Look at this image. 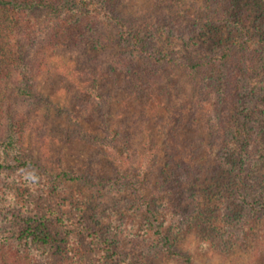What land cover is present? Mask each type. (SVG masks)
Segmentation results:
<instances>
[{
    "label": "rangeland",
    "instance_id": "374dc122",
    "mask_svg": "<svg viewBox=\"0 0 264 264\" xmlns=\"http://www.w3.org/2000/svg\"><path fill=\"white\" fill-rule=\"evenodd\" d=\"M102 1L68 4L103 14ZM230 5L113 0L119 23L91 25L24 80L11 99L22 119L0 139L15 165L0 170V240L32 216L63 238L27 240L40 264H181L165 247L191 264H264V13ZM213 57L194 86L183 63Z\"/></svg>",
    "mask_w": 264,
    "mask_h": 264
},
{
    "label": "trees",
    "instance_id": "16d2710c",
    "mask_svg": "<svg viewBox=\"0 0 264 264\" xmlns=\"http://www.w3.org/2000/svg\"><path fill=\"white\" fill-rule=\"evenodd\" d=\"M68 1L0 0V139L12 138L14 135L8 125L14 121L13 124L16 126L15 121L22 119L20 114L13 116V113L16 112L11 99L14 96L29 93L25 90L26 85L22 88L24 80L29 78L28 81H30L33 75H38L41 68L47 65L50 56L61 50L60 48L79 47L82 36L91 25L119 23L117 13L110 9L113 0L102 1L103 7L106 8L103 14L99 9L95 11L94 4L89 13H79L75 6L68 4ZM86 2L89 4L88 1ZM253 2L264 13L263 2L261 0H253ZM230 3L232 0H215L216 9L222 15L227 14V10L231 9L235 14L238 13V9L233 5L231 7ZM88 8L90 7L88 6ZM34 12H43L44 21H37L32 15ZM215 58L192 59L189 63H183L185 76L192 81L194 86L209 70V67L214 66L215 60H217ZM10 84L12 85L10 86ZM203 101L206 102L207 99H203ZM230 101L232 99L228 95L218 101L220 103L216 100L213 101L212 112L209 113L211 134H213V126L217 124V118L221 115L220 112L227 110ZM24 120L26 122V117ZM14 125L12 126L15 127ZM77 135L79 138L89 140L86 133L82 131H78ZM17 136L20 138L21 135ZM92 138L94 139V137ZM18 159L19 157L14 159L16 166L26 164L25 161ZM14 166L0 162V170L11 169ZM16 215L13 216L20 217ZM23 217L20 220L22 222L20 229L13 231L14 239L17 241L13 239L12 242L4 243L0 240V264H40V259L33 251V247L30 249L27 240L49 249L58 250L57 248L61 247L63 238L59 234L45 232L32 216ZM162 255L167 259H176L181 264L192 263L189 254L177 252L170 247H165Z\"/></svg>",
    "mask_w": 264,
    "mask_h": 264
}]
</instances>
